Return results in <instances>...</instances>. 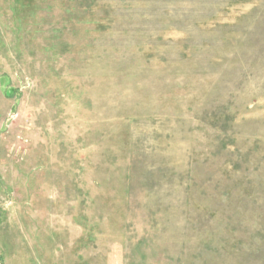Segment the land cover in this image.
<instances>
[{"label": "rangeland", "instance_id": "1", "mask_svg": "<svg viewBox=\"0 0 264 264\" xmlns=\"http://www.w3.org/2000/svg\"><path fill=\"white\" fill-rule=\"evenodd\" d=\"M0 264H264V0H0Z\"/></svg>", "mask_w": 264, "mask_h": 264}]
</instances>
